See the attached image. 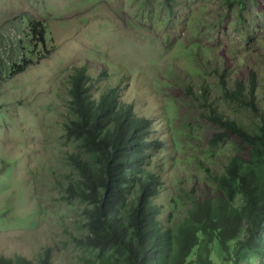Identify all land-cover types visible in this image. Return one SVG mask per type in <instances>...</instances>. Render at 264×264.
<instances>
[{
  "label": "rangeland",
  "instance_id": "374dc122",
  "mask_svg": "<svg viewBox=\"0 0 264 264\" xmlns=\"http://www.w3.org/2000/svg\"><path fill=\"white\" fill-rule=\"evenodd\" d=\"M241 2L0 0V257L38 262L49 252L51 264H100L78 242L87 234L86 205L67 191L79 183L74 159H90L66 138L77 68L91 76L94 97L114 87L154 121L164 143L152 160L164 180L156 198L163 220L172 196L184 203L175 230L191 198L205 195L202 180L211 184L232 156L246 159L231 134L210 143L223 128L207 117L216 107L249 129L264 122V0ZM36 21L46 29L37 44ZM21 63L22 72L9 77ZM236 81L254 107L223 93ZM219 254L214 241L215 263Z\"/></svg>",
  "mask_w": 264,
  "mask_h": 264
},
{
  "label": "trees",
  "instance_id": "16d2710c",
  "mask_svg": "<svg viewBox=\"0 0 264 264\" xmlns=\"http://www.w3.org/2000/svg\"><path fill=\"white\" fill-rule=\"evenodd\" d=\"M241 1L237 0L242 6ZM30 28L35 44L45 41L43 22H33ZM24 62L27 65L31 60ZM24 68L22 63L14 64L9 77ZM91 81L85 67L75 70L70 89L74 118L66 125V138L77 140L90 158L74 159L79 183L71 182L67 189L71 199L79 198L86 205L87 234L78 242L96 251L100 264H261L264 122L249 129L216 107L208 110L207 117L223 128L210 143L231 134L244 144L247 156H232L211 184L207 177L202 180L205 195L191 198L175 230L173 222L184 203L180 196H172L163 220L165 208L156 198L164 180L152 160L164 143L154 136V121L138 115L134 104L123 100L114 87L94 97ZM235 85L232 92L224 86L223 93L254 107L251 100H244V84L236 81ZM206 159L200 166L204 175L209 171ZM214 241L220 247L219 263L211 259ZM108 253L112 259L106 263ZM0 264H51V256L46 252L38 262L21 256L0 257Z\"/></svg>",
  "mask_w": 264,
  "mask_h": 264
}]
</instances>
